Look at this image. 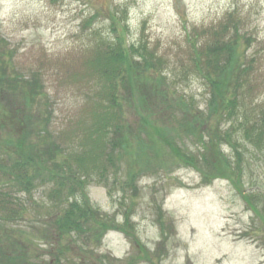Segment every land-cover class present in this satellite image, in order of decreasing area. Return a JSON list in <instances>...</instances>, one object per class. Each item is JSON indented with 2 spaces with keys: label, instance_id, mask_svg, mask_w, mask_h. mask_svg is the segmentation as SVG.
Returning <instances> with one entry per match:
<instances>
[{
  "label": "rangeland",
  "instance_id": "obj_1",
  "mask_svg": "<svg viewBox=\"0 0 264 264\" xmlns=\"http://www.w3.org/2000/svg\"><path fill=\"white\" fill-rule=\"evenodd\" d=\"M117 37L147 48L157 79L147 101H137L147 99L145 78L128 81L122 147L107 141L105 169L86 177L108 222L61 233L55 207L61 213L67 200L52 203L47 175L28 191L0 176L12 210L0 209V264H264V137L245 129L264 114V0H0V55L38 92L25 111L59 148L57 161L69 160L71 171L58 174L82 172L74 156L88 151L80 145L102 90L88 60ZM227 63L221 92L238 100L233 116L212 84ZM4 119L0 139L18 129L20 138L23 125Z\"/></svg>",
  "mask_w": 264,
  "mask_h": 264
},
{
  "label": "trees",
  "instance_id": "obj_2",
  "mask_svg": "<svg viewBox=\"0 0 264 264\" xmlns=\"http://www.w3.org/2000/svg\"><path fill=\"white\" fill-rule=\"evenodd\" d=\"M95 53L88 60V64L89 68L92 71L95 70L97 77L102 81V90L101 94H99L100 101L96 103L94 111L90 116L93 119L92 123L84 129V132L88 136L87 144L80 145L83 151H88L83 152L78 159L76 155L74 156V160L78 162V170L81 167L82 172L79 174L76 171L77 176L72 178H69L66 172H64L65 175L56 172V170H64V167L71 171L69 160L65 159L63 162L57 161L61 156L58 151L59 148H55L52 151L47 146L49 142L46 141L45 135L40 134L36 130L38 123H35L34 109L25 111L27 108H32L35 105L34 103L37 100L36 93H38L35 91V86L33 85L34 88L31 85L27 86L28 84L21 80L20 77L15 76L13 78L9 74L10 65L0 55V100L4 101V104L0 103V129L8 127H3V124L6 125L7 122L4 119L6 116H13L17 119V123L24 127V129H21L23 131L20 132V138H14L18 134L17 131H20L17 128L18 130L10 131L8 138L0 139V176L5 178L6 184L9 186L28 191L39 176L45 177L47 175L50 181H52V186L49 190L52 203L59 205L64 195L67 200L61 213L57 212L58 210L55 207L54 223L61 233H78L93 224L104 227V224L108 222L101 215L99 209L94 208L90 203L86 192L88 184L86 177H91L90 172L92 170L97 169L102 172L105 169L103 168L101 154L102 150L105 149L104 146H106L107 141H112L113 147H122L121 138L126 131L123 120L124 100L122 96L125 93L123 90L129 83L128 81H131L133 77L137 80L139 79L138 77L145 78V93L143 95L147 99H137V101H147L148 98L151 100V91H153L149 83L157 79L154 73H148L151 68L152 54L145 47H142L141 51L132 46L127 49L123 46L121 38L117 37L112 43L104 42V44L98 46ZM137 56L145 58L144 61L142 60L145 65L136 62L135 58ZM207 59L211 60V55H208ZM228 63L219 71V82H212V84L215 96L218 94L223 108L227 109L229 116H233L236 115L238 100L235 97L229 98L221 92L225 74L228 73L226 69ZM213 67H216V65H213ZM213 72L216 73L217 71L214 70ZM208 76L210 75L208 74ZM156 93H158V90ZM17 100H19L18 103L15 102ZM40 115L41 113L37 110V118ZM254 127H246L245 129L247 134H251L250 131H254L255 140L259 142L264 137V114L260 123ZM11 129L13 130L14 128ZM94 135H96V140L93 139ZM228 137L230 138V136ZM237 145L235 143L233 147L235 149L236 167L240 169L243 153L236 147ZM92 149H96L97 152L91 154L90 151ZM181 160H185L198 169L192 156L182 153ZM207 166L209 167V165ZM210 168L214 171L212 167ZM203 179L209 182L211 178L204 174ZM1 195L3 193L0 190V209L3 212L12 214V210L7 209L8 200L1 198ZM21 209L22 207L17 208L18 214ZM127 217L125 218L126 220Z\"/></svg>",
  "mask_w": 264,
  "mask_h": 264
}]
</instances>
